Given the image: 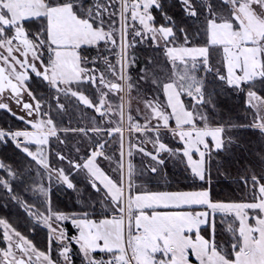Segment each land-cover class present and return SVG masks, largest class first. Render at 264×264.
I'll use <instances>...</instances> for the list:
<instances>
[{"label":"rangeland","instance_id":"rangeland-1","mask_svg":"<svg viewBox=\"0 0 264 264\" xmlns=\"http://www.w3.org/2000/svg\"><path fill=\"white\" fill-rule=\"evenodd\" d=\"M52 1L0 0V58L36 110L21 114L0 102L27 125L0 129L2 143L25 140L17 168L0 159L1 181L8 202L47 229L51 247L40 250L0 217V264H76V255L84 264H264V182L252 179L242 202L210 194V165L231 140L226 131L242 127L215 125L227 115L218 97L244 94L251 111L241 114L252 119L244 126L264 133V0H179L201 27L180 42L172 27L156 25L159 0H88L85 17ZM39 17L46 23L30 37L23 21ZM87 47L96 51L82 53ZM32 76L52 93H34ZM114 134L110 147L119 151L107 154L100 140ZM174 163L207 188L144 189V172L162 178ZM59 189L73 190L65 201L87 211H64L50 194ZM97 204L111 216L95 220ZM217 220L229 249L215 242ZM208 223L209 239L201 233Z\"/></svg>","mask_w":264,"mask_h":264},{"label":"trees","instance_id":"trees-1","mask_svg":"<svg viewBox=\"0 0 264 264\" xmlns=\"http://www.w3.org/2000/svg\"><path fill=\"white\" fill-rule=\"evenodd\" d=\"M48 7L56 6L52 0H45ZM60 4L68 3L72 5L73 10L79 17H85L81 9L87 7L89 4L88 0H83L82 3H78L77 0H60ZM155 16L156 25H166L173 28L175 33L179 38L177 42L183 41V35L187 32L190 36L195 34L199 35L201 27L197 26V20L195 17L190 16L185 13L182 9L179 0H159V7L153 6L151 10ZM169 19H166L168 18ZM46 23V18H30L23 21V27L26 29L30 37H34L35 34L41 33L43 24ZM196 42L202 45V39H196ZM91 50L94 48L87 47L83 48L82 53L90 54ZM96 51V50H95ZM160 51V50H157ZM263 86H261V96H264V78H262ZM29 86L34 93H52V90L48 87L47 83L38 76H32ZM222 92V90H221ZM224 92V91H223ZM228 92V91H227ZM226 92V93H227ZM227 96H219L218 103L219 107H222V111L226 113V116L222 115V120L220 123L215 125H241L242 127H236L232 130H227L226 134L231 137V140L226 141L225 147L218 151L215 155V161L211 163L210 169L212 175L217 178L210 185L211 198L214 201H229V202H242L246 199H250V188L254 184L252 179H260L264 182V133L260 131L259 128L246 127L252 122L249 117L243 116L242 111H251L249 107L245 106V96L244 94L237 95V92ZM224 109V110H223ZM62 113V112H61ZM100 117V116H99ZM229 118H232L230 121ZM234 120V121H233ZM66 122V121H64ZM25 122L18 120L10 112L1 109L0 110V129L6 128L8 130L22 129L26 128ZM107 134V132H106ZM115 138V134L109 138H102L100 141L103 143L102 149L108 154L113 150L114 152L119 151V147L113 144L110 147L112 140ZM112 148V149H111ZM95 149L94 146H88L84 149V156H88L90 151ZM112 151V152H113ZM21 157L23 153L21 150L9 139L2 143L0 138V159L5 165H11L13 169L17 168L18 163L21 162ZM56 159L52 161L55 162ZM164 174L160 178V174H151L150 172H144L140 176L139 180L142 181V186L148 191H167V192H179L196 190L200 188H207L206 181L194 180L180 164L174 163L173 166H165ZM143 171V170H142ZM146 174V175H145ZM7 173L4 170H0V195L6 198H0V217L6 218L8 222L18 231L23 233L33 241L37 248L42 251H51L49 233L46 228L40 224L33 222L32 219L27 215L25 210L21 207L18 202H8L10 199V192L4 187L1 180L7 178ZM16 180H12V186L20 190V186L24 184L22 182V177H16ZM13 188V187H12ZM73 190H66V194H62L59 190L50 191L52 199H57V204L63 206L64 211H74L75 209H80L79 211L86 212L84 208H78L77 202H66L68 197L71 196ZM13 192H11L12 194ZM91 196H96L97 193L89 191ZM40 200V199H39ZM66 200V201H65ZM85 200V199H83ZM42 207V202H37ZM100 205H95L92 209L97 213L93 214L95 220L102 218H108L111 216L109 212H103L99 209ZM198 209V208H192ZM156 210V209H154ZM154 210H149L147 213H151ZM99 211V212H98ZM161 211V210H160ZM217 232H215L214 239L215 242L221 244V247L230 248L229 236L225 232L223 226L218 222ZM210 225L209 223L201 229V233L207 239L210 238ZM195 237V233L191 234ZM53 244V243H52ZM55 246V244H53ZM227 255L230 256V253ZM56 257V254H54ZM82 258V257H81ZM80 256H75L74 262L76 264H84Z\"/></svg>","mask_w":264,"mask_h":264},{"label":"flooded vegetation","instance_id":"flooded-vegetation-1","mask_svg":"<svg viewBox=\"0 0 264 264\" xmlns=\"http://www.w3.org/2000/svg\"><path fill=\"white\" fill-rule=\"evenodd\" d=\"M0 67H2L4 71H0V102L14 104L15 109L18 110L21 114L28 113V110L24 107V103L26 102V100L23 97V93L14 95L12 92L6 74H8L10 77L12 76L8 72L1 58ZM1 89L3 90L1 91Z\"/></svg>","mask_w":264,"mask_h":264},{"label":"water","instance_id":"water-1","mask_svg":"<svg viewBox=\"0 0 264 264\" xmlns=\"http://www.w3.org/2000/svg\"><path fill=\"white\" fill-rule=\"evenodd\" d=\"M0 71H1V72H4L2 67H0ZM6 76H7V79H8V81H9V83H10V87H11L12 92H13L14 95H18V94H21V93L24 92L23 87H21V86L19 85V83H18L15 79H13L12 77H10L8 74H6ZM112 88L118 90V89L120 88V85H119V84H113V85H112ZM2 90H3V89H1V91H2ZM24 107H25L26 109L33 110L34 112L36 111V110L34 109V107H33V104H32L31 102H29V101H26V102L24 103Z\"/></svg>","mask_w":264,"mask_h":264},{"label":"built area","instance_id":"built-area-1","mask_svg":"<svg viewBox=\"0 0 264 264\" xmlns=\"http://www.w3.org/2000/svg\"><path fill=\"white\" fill-rule=\"evenodd\" d=\"M136 3H140V0H134ZM16 143L18 145H22L25 144V140L24 139H15ZM96 147H99L101 149V146L99 144L96 145Z\"/></svg>","mask_w":264,"mask_h":264},{"label":"crops","instance_id":"crops-1","mask_svg":"<svg viewBox=\"0 0 264 264\" xmlns=\"http://www.w3.org/2000/svg\"><path fill=\"white\" fill-rule=\"evenodd\" d=\"M15 145L17 146V147H21L22 145H18V144H16L15 143ZM157 210V209H156ZM159 210V209H158ZM165 210H167V209H165ZM173 210H176V209H173Z\"/></svg>","mask_w":264,"mask_h":264}]
</instances>
